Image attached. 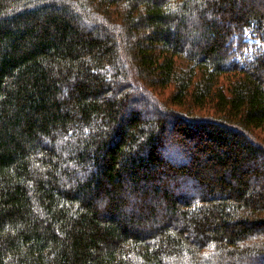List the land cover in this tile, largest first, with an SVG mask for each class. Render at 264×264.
I'll use <instances>...</instances> for the list:
<instances>
[{
  "label": "trees",
  "instance_id": "obj_1",
  "mask_svg": "<svg viewBox=\"0 0 264 264\" xmlns=\"http://www.w3.org/2000/svg\"><path fill=\"white\" fill-rule=\"evenodd\" d=\"M0 264H264V0H0Z\"/></svg>",
  "mask_w": 264,
  "mask_h": 264
}]
</instances>
